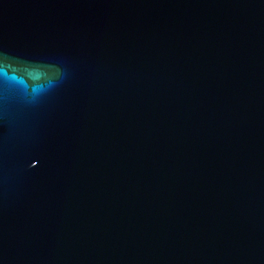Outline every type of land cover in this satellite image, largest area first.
I'll use <instances>...</instances> for the list:
<instances>
[{
  "label": "water",
  "instance_id": "95a60500",
  "mask_svg": "<svg viewBox=\"0 0 264 264\" xmlns=\"http://www.w3.org/2000/svg\"><path fill=\"white\" fill-rule=\"evenodd\" d=\"M0 264H264V0H0Z\"/></svg>",
  "mask_w": 264,
  "mask_h": 264
}]
</instances>
